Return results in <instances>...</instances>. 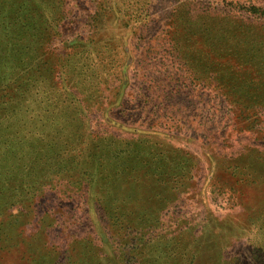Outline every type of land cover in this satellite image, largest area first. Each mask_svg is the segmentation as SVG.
<instances>
[{"label":"rangeland","instance_id":"374dc122","mask_svg":"<svg viewBox=\"0 0 264 264\" xmlns=\"http://www.w3.org/2000/svg\"><path fill=\"white\" fill-rule=\"evenodd\" d=\"M2 5L0 0V102L8 104L2 105L3 126L18 135L46 133L55 104L46 105L56 91L54 99L70 105L62 113L56 108V114L68 112L77 128L73 138L79 140L70 154L95 136L107 144L113 140L109 146L115 150L138 147L140 153L148 140L156 157L174 158L173 164L190 170L174 191L159 188L156 201L161 203L153 209L161 210L163 227L157 233L166 238L160 243L195 252L196 264L254 262L247 218L264 212V116L239 115L220 87L264 81V69L253 76L249 65L236 61V52L249 45L239 42L234 49L235 31L216 34L211 29L218 22L237 29V19H246L242 10L219 0H28L20 11L26 26L18 50L6 41L15 28L11 7ZM206 35L210 46L202 40ZM255 36L264 44V33ZM257 45L264 53V46ZM222 49L226 54L217 57ZM226 59L231 67L222 66ZM36 69L39 73L33 75ZM26 70L36 82L17 92V77ZM4 112L8 118L2 120ZM1 183L7 187V181ZM42 183L17 189L22 196L35 194L30 206L19 210L8 204L0 210V264H31L32 257L42 258L49 250L51 259L58 255L60 261L71 253L72 260L83 256L104 262L111 257L113 264L119 262L124 256L120 242L110 241L95 204L89 202L90 210L69 199L56 202L55 182L38 188ZM89 194L74 189L72 198ZM46 210L58 216L52 226L41 223L38 228ZM19 212L23 215L14 228L11 214ZM11 228L12 235L6 236ZM179 231L180 241L167 242ZM75 238L92 240L98 246L96 257L85 249L78 255ZM20 239L24 242H15Z\"/></svg>","mask_w":264,"mask_h":264},{"label":"trees","instance_id":"16d2710c","mask_svg":"<svg viewBox=\"0 0 264 264\" xmlns=\"http://www.w3.org/2000/svg\"><path fill=\"white\" fill-rule=\"evenodd\" d=\"M2 1V6L6 4L9 8L11 7L8 13L11 20L14 21L13 26L15 28L11 34L6 36V41L12 49L21 50L22 43L19 42L22 37L21 33L25 31L26 18H22L20 11L25 7L28 0ZM219 1L233 4L241 9L246 15V19L239 16L241 19H237L238 26L235 30L228 27L227 23L218 22V27L215 29L212 27V31L216 34L228 33L229 30L235 31L233 35L236 36L237 40L234 49H237L239 42L249 45L245 52L240 54L236 52V61L244 67L249 65L250 71L254 72L252 73L253 76L257 73L261 75L264 69V53L257 51V44L259 46H264V44L262 39L256 37L255 34L264 33V6L261 4L264 0ZM220 17L225 18V15ZM16 24L19 26L16 27ZM205 30L208 31L209 29L206 27ZM202 40L207 45H211L207 40V35L203 36ZM223 50L225 49L216 54L217 57L226 54V51ZM21 59L18 57V62ZM19 65L21 64L19 63ZM231 65V60L226 59L222 66L231 67ZM38 73L39 69H36L33 75ZM20 74L17 77L21 80V83H16L17 92L21 85H25L24 87L28 90L30 86L34 85L33 82H36L35 78L27 77V70ZM78 77L79 75H77ZM28 81L31 83L30 85L27 84ZM26 89L23 90V93ZM220 89L226 91L230 96V98L225 97L224 100L229 102L230 109L234 107L239 115L244 117L251 115L254 120L256 118L260 120L261 116H264V81L258 83L251 81L236 82L232 85L221 86ZM56 95L55 91L50 103L46 105L49 109L55 104L54 110L50 111L52 114L48 122V133L33 131L31 132L34 134L33 136L26 135L27 132L18 135L8 130L6 124L3 126L4 124L0 122V187L6 186L5 184L2 185L1 182H8L7 187H4L6 190H0V210L4 212L8 204L11 207H20L19 210L30 206L34 201L35 194L30 197L22 196L20 194L23 192L17 193V189L23 190V187L27 188L28 186L31 188L35 186H31V183L36 184V180L44 182L38 184V188H40L45 182L52 180L55 182V189L59 191L55 198L56 202L69 199L75 204H80L79 208L80 206L85 208L84 206L88 205L90 210L89 202H92L95 204L93 209L97 208L96 211L104 215L110 231V241L120 242L119 248L124 254L119 262L117 260L116 264H196L195 252L187 253L183 248H170L171 244L160 243L162 238H166L161 236V233H157L163 227L160 223L161 210L157 207L153 209L155 205L161 203V201H156L161 193L159 188L163 185L165 186L164 190L167 191L169 186L170 191H174L179 183V178L184 177V171L189 173L190 170L179 168L173 164L174 158L167 160L163 156L156 157L148 140L143 143L145 148H142L140 153L138 147L130 150L127 148L115 150L113 146H109L113 145V140L107 144L105 138L102 140L95 136L93 139L87 140L84 146L76 151L77 154H70L71 148L75 150L74 141L77 143L79 140L73 138L77 134V128L76 130L73 128L71 124L73 118L69 116L68 112L62 115L56 114V108L59 109L58 112L61 111L62 113L64 109L70 106L54 99ZM2 105L8 104L5 101L0 102V118L5 109ZM6 118L8 117L4 112L2 120ZM166 160L171 161V163L166 164ZM234 173L240 175L237 170ZM230 178L233 177L230 176ZM74 189L83 194L90 193V197L86 199V196L79 195V198L74 199L72 198L74 197ZM60 194L64 196H60ZM150 208L153 210L148 212L147 210ZM44 212L46 215L38 218V228H42V224L45 223L51 225L58 216L55 212L47 213L48 210ZM31 213L28 210L26 215ZM21 214L23 215L21 212L11 214L14 219L11 225L14 228ZM247 219L252 224V228L248 231V244L252 247L250 256L254 261L251 264H264V212L259 213L254 218L250 215ZM12 232L11 228L7 231L6 236L12 235ZM21 233L22 230H19L16 236L20 237ZM181 234V231L176 235L172 234L167 238V242L180 241ZM74 235L76 234L74 233ZM15 242H24V240H15ZM72 242H77L78 255L84 254L82 250L85 249V252H92L93 256L96 257L98 246L90 244L93 242L92 240L86 242V239L79 241L75 238ZM139 254L141 256L143 254L141 259L140 257L136 258ZM52 256L53 252L50 253V250L44 251L41 256L43 259L40 257L33 259L32 257V262H27H31V264H113L111 257L105 258L103 262L94 257L84 259L83 256L72 260L71 253L63 256L66 259L64 261L55 260L56 257H59L58 255L54 259H51ZM184 256H186L187 261L182 262L181 258ZM122 260L124 261L122 262Z\"/></svg>","mask_w":264,"mask_h":264}]
</instances>
